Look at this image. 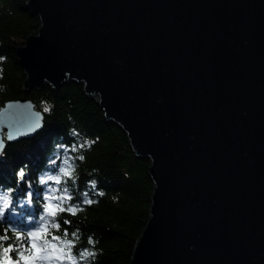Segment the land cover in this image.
Instances as JSON below:
<instances>
[{"label": "water", "instance_id": "obj_1", "mask_svg": "<svg viewBox=\"0 0 264 264\" xmlns=\"http://www.w3.org/2000/svg\"><path fill=\"white\" fill-rule=\"evenodd\" d=\"M25 8L40 26L16 49L23 95L0 107V158L44 125L29 90L81 83L150 160L129 264H264V0Z\"/></svg>", "mask_w": 264, "mask_h": 264}, {"label": "trees", "instance_id": "obj_2", "mask_svg": "<svg viewBox=\"0 0 264 264\" xmlns=\"http://www.w3.org/2000/svg\"><path fill=\"white\" fill-rule=\"evenodd\" d=\"M26 1L0 0V107L23 95L16 49L40 26ZM27 96L43 113L44 125L33 137L8 144L0 158V264H19L39 251L55 252L58 264H129L150 216V160L135 155L127 134L105 118L81 83L66 82L57 90L44 85ZM47 204L65 210L52 216ZM40 228L35 240L28 237ZM85 251L95 256L85 257Z\"/></svg>", "mask_w": 264, "mask_h": 264}, {"label": "snow or ice", "instance_id": "obj_3", "mask_svg": "<svg viewBox=\"0 0 264 264\" xmlns=\"http://www.w3.org/2000/svg\"><path fill=\"white\" fill-rule=\"evenodd\" d=\"M37 124H38V121H37ZM33 127H36V125H34ZM9 138L11 139V135L9 136ZM2 148H3V143L0 142V149H2ZM82 158H83V157H81V159H82ZM64 163L67 165V164H68V161L65 160ZM69 167H71V166L69 165ZM61 171L63 172V174H64L65 176H69V175H70V173H69L67 170H65V169H61ZM19 176H20V177H23V176H24V172H23L22 170L19 172ZM42 182H43V181H42ZM59 182H60V180H59V178H57V179H56V183H59ZM65 192H67V189H65ZM52 198H53V197H48L47 199H52ZM69 198H70V197H69ZM86 202L89 203V204L92 203V201H90V200H88V201H86ZM5 204H7V201H5ZM45 210H46V212H47L48 214H50V215H52V216H55V214H56L57 211H64L65 209H63V208H59L58 206H53L52 204H47ZM68 211H70V212H72L73 214H75L76 208H75V207H70V208L68 209ZM44 219H45V217L42 216V217H41V220H44ZM56 226L59 227L58 224H56ZM42 232H43V228H40V229H37V230L34 231V232H29L27 235H28V237H30V238H32L33 240H35L37 236H39V235L42 234ZM65 234H66V233H65ZM17 238H18V239L20 238V234H19V233H17ZM53 239H55V237H53ZM31 247L36 248V244L33 243V244L31 245ZM11 250H12L11 246L4 248V255H5V257L8 256V253H9ZM82 255L86 257V256H87V253H83ZM9 264H10V262H9Z\"/></svg>", "mask_w": 264, "mask_h": 264}, {"label": "rangeland", "instance_id": "obj_4", "mask_svg": "<svg viewBox=\"0 0 264 264\" xmlns=\"http://www.w3.org/2000/svg\"><path fill=\"white\" fill-rule=\"evenodd\" d=\"M10 264L12 263L10 262ZM20 264H58V260L54 252L44 251L39 252L35 258H30L25 262L21 261Z\"/></svg>", "mask_w": 264, "mask_h": 264}, {"label": "clouds", "instance_id": "obj_5", "mask_svg": "<svg viewBox=\"0 0 264 264\" xmlns=\"http://www.w3.org/2000/svg\"><path fill=\"white\" fill-rule=\"evenodd\" d=\"M2 59H4V58L0 57V60H2ZM0 71H2V69H0ZM2 89H3V86H0V90H2ZM89 242L91 243V240ZM84 253H87V256H90V255L91 256H95V253H90V252H87V251H85Z\"/></svg>", "mask_w": 264, "mask_h": 264}]
</instances>
